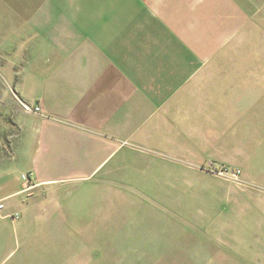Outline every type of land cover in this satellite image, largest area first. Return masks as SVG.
<instances>
[{"label": "crops", "instance_id": "obj_1", "mask_svg": "<svg viewBox=\"0 0 264 264\" xmlns=\"http://www.w3.org/2000/svg\"><path fill=\"white\" fill-rule=\"evenodd\" d=\"M0 73L23 105L0 264L98 233L89 199L69 208L87 187L102 214L125 188L196 187L219 165L253 188L264 245V0H0Z\"/></svg>", "mask_w": 264, "mask_h": 264}, {"label": "rangeland", "instance_id": "obj_2", "mask_svg": "<svg viewBox=\"0 0 264 264\" xmlns=\"http://www.w3.org/2000/svg\"><path fill=\"white\" fill-rule=\"evenodd\" d=\"M4 77L0 73V168L10 161L23 108ZM207 172L196 187L125 188L128 201L113 209L102 203V210L108 208L102 214L95 188L87 187L69 208L78 207L80 197L89 199L83 203L87 225L97 222L98 233L87 228L84 234L54 235L48 251L39 248L38 262L264 264V245L254 235L253 188H245L243 172L234 165Z\"/></svg>", "mask_w": 264, "mask_h": 264}, {"label": "built area", "instance_id": "obj_3", "mask_svg": "<svg viewBox=\"0 0 264 264\" xmlns=\"http://www.w3.org/2000/svg\"><path fill=\"white\" fill-rule=\"evenodd\" d=\"M39 110H40V107H39V106H35V107H34V111H39ZM21 178H22L25 182H29V181H30V175L27 174V173L22 174V175H21ZM2 206H3V205L0 204V207H2ZM14 217H15V218H18L19 215H18V214H15Z\"/></svg>", "mask_w": 264, "mask_h": 264}]
</instances>
